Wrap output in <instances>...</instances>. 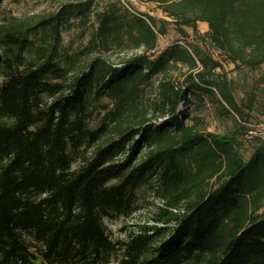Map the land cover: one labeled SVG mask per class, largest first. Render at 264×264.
<instances>
[{
	"label": "trees",
	"instance_id": "1",
	"mask_svg": "<svg viewBox=\"0 0 264 264\" xmlns=\"http://www.w3.org/2000/svg\"><path fill=\"white\" fill-rule=\"evenodd\" d=\"M147 2L183 39L191 29L205 40L203 22L228 62L264 65V0ZM95 9L62 0L34 24L0 21V264H264V140L246 160L242 140L191 116L190 98L213 89L240 113L222 64L190 44L158 50L166 30L153 18ZM93 15L94 39L65 50L60 28ZM113 46L141 52L76 71L81 56ZM154 85L155 100L138 105ZM93 96L113 103L98 124ZM144 188L161 201L158 225L114 239L104 220L135 214Z\"/></svg>",
	"mask_w": 264,
	"mask_h": 264
},
{
	"label": "rangeland",
	"instance_id": "2",
	"mask_svg": "<svg viewBox=\"0 0 264 264\" xmlns=\"http://www.w3.org/2000/svg\"><path fill=\"white\" fill-rule=\"evenodd\" d=\"M61 3L62 0H0V21L3 19L2 16H13L18 19H32L31 23L34 24L39 18L49 17L56 13ZM95 3L96 13L97 9L101 12L115 7L121 12L126 9L133 14H143L145 17L153 18L158 29L164 28L166 30V35L159 36L158 50L160 51L174 42H180L183 45L190 44L222 64L221 72L223 77L231 82V88H233V93L240 106V113L237 115L230 109L231 113L229 114L226 111L229 107L218 102L220 97L213 89L215 95L203 93L190 98L193 100V104L190 105L191 116L204 120L207 130L210 132L237 136L244 142L242 153L248 160L255 144L264 140V65L257 70H250L242 66L236 67L228 62L227 58L220 54L206 39L209 27L203 22L198 23V29L200 34L205 36V40L195 37L191 29H186L189 37L183 39L178 34L173 21L155 5L148 3L147 0H95ZM97 26V17L94 15L87 22L72 17L68 24H64L60 28L63 36L62 47L69 50L70 53L83 50L89 45L91 39H94ZM44 33L47 32L40 33L41 35L37 34V41L45 45L46 42L44 43L41 39L42 34L46 36L47 40H49V35ZM140 52L116 46H113L110 51H95L90 56L80 57L76 71L79 73L84 71L88 63L97 56L104 58L112 66L120 67L128 57ZM155 87L156 85H154V89L149 88V86L144 87L140 102L137 104L147 105L153 102L155 100ZM91 102L95 106L93 123L98 124L103 115L113 108V103L108 97L98 99L95 96L91 98ZM180 109L183 110L182 106ZM125 157L126 154L122 153L118 160L122 161ZM139 206V210L129 218L104 220V224L114 239L127 240L130 234L141 232L146 226L158 225L154 222L153 215L161 207V201L154 198V195L147 188L139 193ZM171 226L173 225L171 224Z\"/></svg>",
	"mask_w": 264,
	"mask_h": 264
}]
</instances>
